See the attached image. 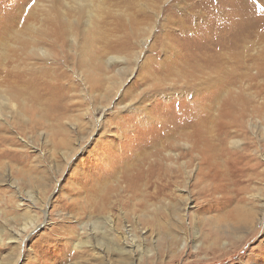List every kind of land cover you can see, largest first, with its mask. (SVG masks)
<instances>
[{
    "label": "rangeland",
    "instance_id": "rangeland-1",
    "mask_svg": "<svg viewBox=\"0 0 264 264\" xmlns=\"http://www.w3.org/2000/svg\"><path fill=\"white\" fill-rule=\"evenodd\" d=\"M258 1L0 0V264H264ZM201 91L224 108L210 146L148 143L141 110Z\"/></svg>",
    "mask_w": 264,
    "mask_h": 264
},
{
    "label": "bare ground",
    "instance_id": "bare-ground-1",
    "mask_svg": "<svg viewBox=\"0 0 264 264\" xmlns=\"http://www.w3.org/2000/svg\"><path fill=\"white\" fill-rule=\"evenodd\" d=\"M81 4V2H83L84 0H78ZM215 1V0H214ZM216 3V2H215ZM218 3V2H217ZM257 3L259 5L260 2L257 0ZM213 5V4H212ZM214 7V6H213ZM259 7V6H258ZM215 8V7H214ZM223 8V7H222ZM256 9V8H255ZM261 9V8H259ZM258 9V10H259ZM214 10V9H213ZM260 11V10H259ZM220 10H218L216 13H215V16H216V19L217 20H221L220 19ZM256 18H259V17H256ZM260 22L258 21V19H256L254 21V38H255V43L254 44H258L260 43L261 40L264 39V33H262L261 29H260ZM184 30V29H183ZM185 31V30H184ZM220 33L218 31L216 32H213V35H212V38L216 41V48H215V52L214 55H215V62L214 65H213V76H216L214 77V80L213 82H211L213 85H215V87L217 88L216 90L217 91H213V96L214 98H217L220 96V94L222 95V72L220 70V67H221V59H222V54L223 52L221 53L220 52V46H219V41H220V36L219 35ZM209 36V35H208ZM207 34H206V37H208ZM211 38V37H210ZM211 38V41H213ZM209 39V38H207ZM214 43V44H215ZM208 45V44H207ZM207 47V46H206ZM258 47V46H257ZM212 49V48H211ZM210 49V50H211ZM257 49V48H256ZM202 50V49H201ZM203 52V51H202ZM201 52V53H202ZM206 52V51H205ZM203 52V53H205ZM256 53V52H255ZM254 53V54H255ZM206 54V53H205ZM192 59L195 63V65H199V66H205L208 64V62H205V58L206 57H203L201 54L200 55H195V54H191L190 56H192ZM204 55V54H203ZM208 55V54H207ZM263 56L261 55V52L257 53L256 54V59L259 60L260 58H262ZM182 58V57H181ZM188 58V57H187ZM191 59V58H190ZM189 60V58H188ZM214 60V59H213ZM212 61V60H211ZM213 62V61H212ZM162 63V62H160ZM157 68V67H156ZM155 68V69H156ZM158 68H161L160 66ZM212 68V67H211ZM152 71V70H151ZM151 73V72H150ZM212 81V80H211ZM221 83L220 85H218V83ZM159 87V86H158ZM214 87V86H213ZM162 88V87H161ZM153 90V89H152ZM156 90V89H155ZM157 92L159 91L156 90ZM162 91V90H161ZM205 93H208L207 92H186L184 96H177L176 98H174V100H183L184 102V106H186V109L182 112H178V113H175L174 115H171L169 114V112L172 110V105L171 104H168V107L169 108L168 110L164 111V112H161L162 115H158V116H154V114H150L151 112L148 110V112L144 109V111L141 110V108H139L141 110V113L144 114V117H142L143 119H141V123L142 121L147 123L146 124V129H149L151 131H155V134L154 135H151L149 138H148V143L149 142H155V143H160L161 141H163V137H166L168 136L169 134H173L174 132L176 133L178 131V128H182V127H192L193 130L191 132V136L194 138V140L196 141V145L198 146V148L200 149H205L206 147L210 146L209 145V137L212 136V134L216 133L215 132V122L217 119H220V116H221V113L222 111H224V108L222 110V106L219 107L220 105L216 106H209L208 103H206L204 100L206 99L205 98ZM162 94V93H161ZM195 95L196 98L194 99V101L191 100V97ZM161 96L160 93L158 94V97ZM209 97V96H208ZM109 98V97H108ZM201 98V100H200ZM218 99V98H217ZM221 99V98H220ZM10 99L9 98H6L5 96H0V106L1 105H4V104H12L13 106L15 105L13 102L9 101ZM155 100V99H154ZM160 100V99H158ZM4 102V103H3ZM190 103V104H189ZM69 104V103H68ZM152 104V103H151ZM189 104V105H187ZM117 105V104H116ZM159 106L161 105L160 102H154V106L153 107H156V106ZM136 106V105H135ZM5 107V106H4ZM2 109L3 108H0V113H2ZM213 109H214V113H213ZM238 113L241 115L243 113V109H238ZM153 111V110H152ZM155 111V110H154ZM213 113V116L212 118H209V115ZM245 111V110H244ZM156 112V111H155ZM230 111H225V115L226 114H229ZM165 113V114H164ZM223 114V113H222ZM1 116V115H0ZM138 119V118H137ZM139 120V119H138ZM151 124L154 126V129H152L151 127ZM144 125V123H143ZM224 125V124H223ZM144 127V126H143ZM223 128V126H222ZM169 137V136H168ZM167 137V138H168ZM171 137V136H170ZM212 138V137H211ZM7 139V138H6ZM10 140V139H9ZM167 140V139H166ZM2 142V141H1ZM12 143V142H11ZM5 146V145H4ZM139 147V146H138ZM137 147V148H138ZM1 149V148H0ZM132 149V147H131ZM10 150V149H9ZM15 150V149H14ZM71 151V149H69ZM74 150V149H73ZM142 150V148H141ZM1 151V150H0ZM7 151V150H6ZM78 151V150H77ZM3 152V151H2ZM9 152V151H8ZM72 152V151H71ZM6 153V152H5ZM13 153H17V152H13ZM24 153V152H23ZM12 154V153H11ZM67 154V153H66ZM74 154V153H73ZM158 154V153H157ZM6 155V154H5ZM10 155V154H8ZM18 155V154H17ZM14 156V155H13ZM124 156V155H123ZM126 156L122 157V160L121 162H124L126 164L127 162V159H125ZM126 160V161H125ZM113 166V164L111 165ZM115 167V166H114ZM167 168V167H166ZM127 169L128 166H127ZM135 169V168H133ZM141 169V168H140ZM114 170V169H113ZM166 170V169H165ZM117 171V170H116ZM124 171V170H123ZM128 171V170H127ZM111 172V171H109ZM126 172V171H125ZM136 174L134 175V179L135 181H139L143 178V174L135 171ZM106 173V172H105ZM152 174V173H151ZM150 174V175H151ZM171 174V173H170ZM168 176V175H167ZM163 179V176L160 175L157 180L158 182H161ZM169 179H171L169 177ZM168 183H166V185L164 186H170L169 185V181L170 180H167ZM163 183V182H162ZM162 185V184H161ZM162 188V187H161ZM221 200V199H220ZM235 211L236 213L237 212H240V208H235ZM242 211V210H241ZM246 215L248 214H245V213H242V217H245ZM240 217V216H239ZM238 219L241 220V217ZM37 220V219H36ZM245 220V219H244ZM33 221V219H32ZM36 222V221H35ZM234 222V221H233ZM252 223V222H251ZM31 225V224H30ZM17 238V237H16ZM134 242V241H132Z\"/></svg>",
    "mask_w": 264,
    "mask_h": 264
}]
</instances>
